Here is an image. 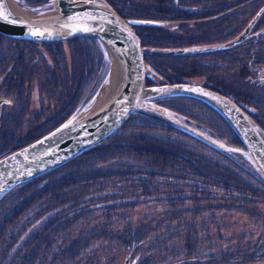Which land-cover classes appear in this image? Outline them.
Segmentation results:
<instances>
[{
    "label": "rangeland",
    "instance_id": "1",
    "mask_svg": "<svg viewBox=\"0 0 264 264\" xmlns=\"http://www.w3.org/2000/svg\"><path fill=\"white\" fill-rule=\"evenodd\" d=\"M14 1L20 8L31 11L34 16H43L47 8H49L46 0ZM161 1H163L164 10L168 9L169 1ZM217 1L221 2V0ZM226 1L231 2L229 0ZM245 1L248 4L247 9L243 10L242 14L244 15L239 16L237 19L238 22L242 23L246 21V16L250 13L252 15L255 14L257 9H259L260 3L254 4L253 0ZM95 2H104L109 6L104 0H95ZM133 2L136 1L132 0V2H128L125 0L126 5ZM195 4H198L196 6L198 8L210 10L212 9L210 6L213 3L212 0H181L179 5L182 6V12L189 13V7H193ZM208 7L210 8L207 9ZM237 16L238 14L234 13L232 20ZM199 19V21H205L208 20V17H204L205 20H202L201 17ZM130 20L135 22L133 18ZM232 20L226 21L227 24L219 23L215 27L212 26L213 22L209 21L210 25H201L198 28L194 27V29H189L190 31L187 34L202 32L206 35L204 38L199 39V43H211L213 40L212 43H215L220 39L218 33L223 32ZM184 24V20L180 18L177 21L165 22L164 25L168 27L170 25L173 26L169 28L173 34L179 35L181 33L185 35L186 32H182ZM176 25L179 27H176ZM180 28L181 32H179ZM22 42L17 39V49L12 50V43L0 40V57L10 56L11 52L9 51H14V54L19 53L18 68H12L13 63L10 61L0 66V98H5L10 102L9 106L0 108V158L28 146L42 135L48 133L49 130L51 131L57 127L59 122L52 124L48 130L43 131L44 133H38L39 137L35 140L24 143V140L35 135L37 128L41 126L45 116L53 113L55 110L58 112V109L64 107L63 109L68 111L64 116L66 119L85 113L89 106L91 107L94 104L93 100L97 96L98 90L104 84V81L107 80L110 72V65L106 55L102 49L97 48L94 40L77 37L65 42L49 43L53 46L51 48H56L49 51L45 49V43L31 42L34 46L29 47L31 50H28L30 55L25 62H22L24 59L21 58L22 53L27 54L23 50L24 45ZM161 50L166 52L164 48H161ZM38 51L44 52L46 56L38 53ZM152 51V49H144L146 55H149V52L151 53ZM41 56H44V58ZM150 58L147 61H151ZM159 60H161L159 61L160 67H164L162 69L154 68L156 76L149 74V72L147 73L145 79L149 83L148 87L174 85L176 83L170 84L161 81L163 79L162 76L166 74L170 78H173L171 73L177 72L183 74L184 69L186 70L184 75L177 80L182 81L186 79V83L179 84L201 86L204 78L201 76L192 78L187 75L188 71H191L192 60ZM217 61L219 64L214 68L209 64L202 65V72L212 71L213 76H215L214 82L217 79L222 84L225 80L237 84L240 79H243L244 74L241 73H243L246 63L238 64L234 58H230L229 56L223 57V59L220 58ZM148 64L150 65V63ZM201 88L211 91L204 87ZM172 102L183 107L182 112L174 111L175 107L172 105ZM157 105L165 109H171L178 121L183 120L220 142H228L223 139V136L227 132L231 133V129L211 108L206 107L213 113L205 117V114L210 112L203 107L205 105L199 104L198 101L171 99L167 101L163 100ZM185 108H190L191 112ZM189 115L197 116L196 118L201 121L200 123L203 127H198L192 120L188 119ZM209 117L212 119V125H210V122L204 121ZM138 119L141 125L149 124V121L143 122L142 120L144 119H141L137 115L134 117L130 116L110 136L86 151V154L78 159L75 164L73 163L70 167L66 166L68 169L62 172H59L60 170L57 169L47 175L39 176L33 182L28 183L30 187L25 186L20 188L7 196L8 198L0 201V240L6 238V234L11 226L10 229L13 228L12 240L14 242L11 246L14 249V253L19 251L15 256L18 259H15V264L24 256V263H26L32 252L34 264H46V262L54 260L59 255L56 252V238L58 235H62L60 238L67 241V243L78 241L79 238L82 239L76 249L71 251V259L69 261L63 263L62 260H56L55 264H121L123 261L122 255L126 251L121 248L116 251L114 245L111 243V241L115 240L119 244L126 245V243H129V245L137 247L135 253L140 251L148 259V263L146 264L185 261L190 257L194 259L200 258L206 262L208 260V264H227L226 256L230 252L232 257H239L244 263L264 264V194L257 188L255 181L247 176L250 173L241 167V165L244 166L240 162L242 160L245 161L244 155H238L236 159H233V154L221 153L212 148H210V150L212 149L210 151L184 142L188 148L195 151L191 154L196 155L197 165L194 167L196 172H200L201 170L211 171L214 167L217 168L214 156L222 161L230 160L228 166L221 165L222 170L219 172L223 180V183L219 187L223 191L218 189L217 195L205 192L208 194V197H213V199L208 198L206 200L204 197H197L181 201L176 196H173V193L182 192L186 194L192 191V188L184 185L182 181L177 179H173L169 183L159 184V181H161L159 177L151 184V195L148 198L142 197L141 191H136L138 196L135 198V201L124 198L122 200L128 199L126 206L118 207L121 200H112L113 198H118L117 191L112 185L114 179L107 175L106 177L100 176L101 186H99V183L96 186V189L100 192L108 193V196L97 199L101 200L103 203L101 206L105 209L97 208V210L91 212L95 207H89L90 203L84 199V193L93 191L95 185L91 181L79 182L78 173L97 170V167H103L107 163L108 166L113 165L116 157L118 159L119 155L118 153L114 154L111 148L108 147L117 143L120 138L128 139V135L134 133L135 130L138 133L133 134V136L130 134L132 137L129 141H143L144 144L141 145L143 147L149 143L154 145V141L148 140L150 138L160 142L164 141V138L158 133L156 135L147 132L152 131L149 128L145 130L148 137H139L141 133L139 129L141 127L134 129L136 126L134 122ZM202 122L207 125L202 124ZM132 129H134L133 132ZM259 132L264 137V131L259 129ZM232 135L234 136V134ZM182 139L183 141H187L184 137ZM148 146L153 147L151 145ZM12 149L14 151L10 152ZM107 154V162H103V160L99 161L101 160V156L103 157ZM125 157L126 155H124V160L128 159ZM80 164L81 167L77 168ZM74 165L76 167L75 170H73ZM253 170L255 169L253 168ZM76 173V179L68 180L70 176ZM231 177H237L240 182L245 184L247 192L241 191L240 196L239 193L233 194L232 192L231 194L230 184L227 183ZM136 178L130 180H134L133 182L136 184L142 183L139 175ZM58 179L62 180L59 186H57L56 182ZM94 180L95 182L98 181L97 179ZM164 181L166 182L167 180L164 179ZM195 183L189 182L188 184ZM123 184L124 192L126 195H129V189L125 186L127 182L123 180ZM42 185H44L43 189H41ZM120 187H118V190ZM261 187L260 184L259 188L261 189ZM54 191L58 194H64L66 199L62 202L61 198L50 197V201H47L49 204L45 205L44 201L46 200L44 196L50 195L49 193ZM38 193L42 194L36 195ZM242 194L246 195L247 200H243ZM244 202L247 203V206L241 205ZM109 204H111L110 207L113 206L114 208L109 209ZM208 205H213L214 207H218V209H210L207 207ZM46 206L50 208L55 207L56 209L42 216V220L40 218L34 220V222L42 221L38 227H25V223L30 222L37 211L39 214L42 208ZM221 206L227 208L224 209ZM20 207L27 208L21 211ZM70 210L72 213L68 214ZM54 214H57V216L62 215L64 218L70 217V221L66 223V227L64 228L65 232L61 234H59V228H55L52 231L54 226L48 224L46 221ZM9 220L12 222V225H8ZM131 228H134L133 233H131ZM33 230L34 232H38V239L35 235L32 237L29 235V233H33ZM2 234L5 236L2 237ZM45 235L49 236V241L46 240L44 244L42 241H44L43 236ZM27 236H30L29 241L25 240ZM6 247L7 243H0V251L3 252L0 253V264H10L11 258L8 257L9 254L7 256L5 254ZM32 248H34V251ZM45 257L47 259H44ZM196 264L206 263L200 261Z\"/></svg>",
    "mask_w": 264,
    "mask_h": 264
},
{
    "label": "water",
    "instance_id": "2",
    "mask_svg": "<svg viewBox=\"0 0 264 264\" xmlns=\"http://www.w3.org/2000/svg\"><path fill=\"white\" fill-rule=\"evenodd\" d=\"M11 3L10 0H0V13L8 16L7 20L0 19L1 35L36 43L65 42L77 37L97 40L107 49L105 51L112 76L116 73L120 82L108 101L96 111L71 117L28 146L0 158V198L13 187L85 153L115 132L129 115L139 110L155 113L184 134L217 151L243 153L179 122L172 113L150 102L164 97L193 98L211 108L240 141L264 180V142L232 102L214 92L187 84L144 86L146 70L138 40L129 26L136 22H125L103 2L96 3L95 0H50L49 8L43 16L33 15L30 19L12 12ZM262 10L250 21L249 27ZM240 38L243 39L242 36ZM240 41L234 40L219 47L170 50L164 55L215 52L235 46Z\"/></svg>",
    "mask_w": 264,
    "mask_h": 264
},
{
    "label": "trees",
    "instance_id": "3",
    "mask_svg": "<svg viewBox=\"0 0 264 264\" xmlns=\"http://www.w3.org/2000/svg\"><path fill=\"white\" fill-rule=\"evenodd\" d=\"M121 18L128 20V21H132L130 19H134L135 20V25L133 26V30L135 31L139 42H140V46L142 49V55H143V60L145 62L150 63V67L152 69L154 68H158V69H162V67L159 65V59H180V60H184V61H188L189 59L192 60L191 63L193 64L191 67V71H188L187 75H189V77L192 78H198L199 76H201L203 79L201 86L207 89H210L220 95L223 94H228L234 98H237V96H243L244 100L247 102V104L249 106H253V101L255 100V96L251 93L250 88L247 87L246 83L244 82V79H240V81L237 84H234L233 82H229V81H224L223 84L218 82V80L215 79V76H213L212 71H208V72H202V65L203 64H209L212 68L216 67L219 63H218V59L223 57H230V58H234L235 62L238 64H244L248 62H251V57L247 56L242 62L241 59L239 58V56H241L238 52L236 51H228V52H223V53H214V54H207V55H201V56H182V57H167L164 55V52H162L161 48H164L166 50V52L170 51V50H179V49H186V48H190L191 46H196V45H200V44H206V45H213L216 43H199V39L201 38H197L196 36L192 34L188 35L187 33H189V29H194L193 27L196 25H202L203 23H205V21H194L191 22L192 19L195 18H200V17H206L209 15V12H217L220 11L218 10V5L220 4L221 7H228L229 5H241L242 8L240 9L241 11L238 12V15L243 16L244 14H242L243 10H246L247 8V3L245 0H234L231 2H217L218 5L214 6V11L213 9L210 10H204L205 8H198L196 7L197 5L195 4L193 7H189V13L187 12H182L180 4L181 0H168L169 1V6L168 9L164 10V6H163V1L161 0H133L136 2L133 3H128L127 5L125 4V0H104ZM128 2H132V0H126ZM257 2H261L262 0H255ZM194 3H199V2H194ZM260 7V6H259ZM208 11V12H207ZM251 14H249L246 19V21H249V16ZM184 20L185 24L182 27V32L185 31L186 34L185 35H177V34H173L170 32V27L173 26H165V22H172V21H177V20ZM190 19V20H189ZM264 19V11L261 13L260 17L257 19V22L260 23L262 20ZM256 22V23H257ZM192 28H191V26ZM136 29V30H135ZM172 31V30H171ZM232 31V28L230 27L229 29L226 28V31L223 33H218V36L220 37V39L229 36L230 32ZM181 32V28L180 31ZM204 35H206L205 33H203ZM215 36V35H214ZM205 36H203L204 38ZM148 48V49H152L153 51L147 56L144 53V49ZM147 51V50H146ZM153 52H157L159 54H154ZM163 53V54H161ZM151 57V58H150ZM150 58L151 61H147V59ZM246 65V64H245ZM166 67V66H165ZM155 70V69H154ZM156 71V70H155ZM185 69H184V73H185ZM183 74H179L177 72H173L171 73V75H173V78H170L169 75H163V81H165L166 83H186V79H183L182 81H179L177 79H179L180 77H182ZM166 78V79H165ZM191 83V82H190ZM215 83V84H214ZM241 83V84H240ZM250 91V92H247ZM238 99V98H237ZM172 105L175 107L173 110L177 111V112H182V110L184 109L181 106H178L177 104H175L174 102H172ZM203 106V105H202ZM206 108V106H203ZM64 108V107H63ZM58 109L54 111V113H51L47 116H45L44 120L42 121V124L39 128H37L35 135H33L32 137L26 139L24 141L28 142L30 140H35L36 138H38L39 136L37 135L38 133L42 134L45 132V130H48L52 124H56L57 122L61 121L62 118H64V116L67 114V110L66 109ZM63 109V110H62ZM187 110L190 111V108H185ZM210 113L207 112V114H205L206 116H210L211 112L208 108H206ZM191 112V111H190ZM139 116L141 117V119L143 122L149 121V124L146 125H141L140 124V120H136L134 122V124L136 125L134 127V129H138V127H141L139 129V131H141L140 136H147L148 135L145 133L146 128L152 129V131H147L149 133H154L157 135V133L164 138V141H156L154 139H148L151 141H154L152 145L151 143L146 144L145 147L141 146L144 144L143 141L137 140V142H133V141H129L131 139V137L133 136V134H137V132L134 131V129H132V132L134 131V133H130L132 134V136L129 134L128 135V139H124V138H120L118 139V142L112 145L115 146H109L108 148H111V150L114 152V154L119 155L118 159L116 157L115 162L113 163V165H109L108 163L103 166V167H97V170H93V171H89V172H84V173H78V181L79 182H92L95 185V189L93 191H89V192H85L84 193V199L88 200V202L90 203L89 207H95L92 211L97 210L98 209H105L102 208L101 205H103V203L101 202V200H97L100 198H104L106 196H108L106 192H100L98 189H96L97 184L99 183V186H101V179L100 176L106 177L107 175H109L110 177H112L114 179V181H112V185L114 187V189L117 191L118 194V198H113L114 199H119L121 200L120 202V206L118 207H124L127 204V200L128 199H132L135 201V198H137L138 194L136 193V191H141L142 192V197L148 198L151 195V184L153 182H155L159 177L161 178V181H159V184H165V183H169L171 180L173 179H177L179 181H182L184 185L189 186L190 188H192V191L183 194L182 192L179 193H173V196H176L179 200H185V199H195V198H206V200L208 198L213 199V197H208V194H206L205 192H209L212 193L214 195H217V190L220 189L223 191V189L221 187H219L222 183L223 180L220 176V171L221 169V165H229L230 164V160L227 161H222L219 160L218 157L216 156H212L213 158H215L216 160V166H218L217 168H213L211 171H205V170H201L200 172H196L194 170V167L197 165V159H196V155H193L191 153H193V151L187 147V145L185 143L191 144V145H195L196 147H200L202 149H207L210 150V148H208L207 146L201 144L200 142L189 138L185 135H183L182 133L178 132L175 128H173L172 126H170L169 124H167L166 122L160 120L157 116H155L152 113H147V112H138L134 115H132V117L134 116ZM197 116H191L189 115L187 118L192 120L193 123H195L196 125H198V127H203L201 125V121H199L197 118ZM210 117L206 120H204L205 122L209 123L210 125H212L211 123ZM202 124L207 125L206 123L202 122ZM130 126H132V124H130ZM205 128V127H204ZM210 128V126H209ZM207 129V127H206ZM44 131V132H43ZM214 131V130H213ZM182 137L186 138L187 141H183ZM228 137V138H227ZM231 137V138H230ZM223 139L228 141L227 144L232 145L234 147L240 146V142L239 140H236L235 137L232 135V133L227 132L225 136H223ZM236 141V145L235 142ZM185 142V143H184ZM175 144V145H174ZM148 145L153 146L152 148L149 147ZM118 152H117V151ZM14 151V149L10 150ZM212 151V149L210 150ZM195 152V151H194ZM190 153V154H189ZM86 154V153H84ZM84 154L79 155L78 158L72 159L69 162L65 163L64 165L50 171L53 172L55 170H60L59 172H62L66 169H68V167L72 166V164L76 163L78 159L82 158V156H84ZM196 154V153H194ZM203 154V153H202ZM124 155H126L125 158H128L126 160H124ZM238 155L233 154L232 158L236 159ZM210 157V156H209ZM101 160L103 162H107L108 160V154L105 156H101L100 157ZM99 158V159H100ZM239 160V159H238ZM240 161V160H239ZM242 162V164L244 166L241 165V167L243 169H245L246 171H248L250 173V175L248 174L247 176L255 181V183L257 184V188L264 194V182L260 179V177L250 169V167L248 166V164L246 162H244L243 160L240 161ZM68 166V167H66ZM81 164L79 167L80 168ZM76 167L74 165L73 170H75ZM48 172V173H50ZM101 172V173H99ZM48 173L44 174L47 175ZM136 173L137 175H139L140 180H142V183L136 184L135 182H133L134 180H130L133 178H136ZM77 178V173L74 174L73 176H70L68 180L71 179H76ZM94 179H97L98 181L95 182ZM137 179V178H136ZM167 180L166 182L164 181ZM123 180L124 182L126 181L127 184L125 185L127 187V189H129V195H126V193L124 192V184H123ZM61 179L56 180L57 182V186L60 185L61 183ZM108 183H111L110 181H107ZM150 184H149V183ZM189 182H196L195 184H191L189 185ZM216 183V184H215ZM228 184H230V188H231V194L233 192V194H237L239 193V196L241 195V191L242 192H247V189L245 188V184H243L242 182L239 181V179L237 177H231L229 178V180L227 181ZM219 184V185H218ZM261 184V189L259 188V185ZM157 185V184H156ZM234 187H232V186ZM28 186L30 187V185L24 184L21 186V188ZM47 186V185H46ZM120 187V189L118 190V187ZM44 185H42L43 189ZM251 187V186H250ZM252 188V187H251ZM250 188V189H251ZM50 189V188H49ZM37 192V191H36ZM40 192V191H39ZM42 193H38L36 195H40ZM50 195L44 196V199L46 201H44L45 205H48L49 203L47 201H50V197L51 198H61V201L63 202L66 198L64 197V194H58L55 191L54 192H50ZM79 198V197H78ZM124 198H128L127 200H122ZM242 198L243 200H247L246 199V195L242 194ZM209 199V200H211ZM60 200V199H59ZM110 201V200H109ZM52 202V201H51ZM111 204L108 205L109 209L114 208L113 206L110 207ZM241 205H246L247 203L244 202ZM211 206V207H210ZM198 207V206H196ZM208 208H214V209H218V207H214L213 205H208ZM222 208L226 209L227 207L221 206ZM27 207H20L21 211H24L23 209H26ZM43 207L41 212L38 214H35V216L32 218V220L30 222L25 223V227L27 228H32V227H38L36 225V222H34V220L40 218V220H42V216H45L48 212H50L51 210L54 211V209H56L55 207ZM79 210V209H78ZM47 211V212H46ZM90 212V211H89ZM88 212V213H89ZM72 213V211L70 210L68 212V214ZM14 217V215H13ZM70 217L64 218L62 215L61 216H57V214L52 215L51 217H49V219H47V223L51 224L54 226V228L52 229V231H54L55 228H59V232L65 231V227H66V223L68 221H70L69 219ZM27 220V219H26ZM39 220V221H40ZM42 222V221H40ZM12 222H10L8 225H12ZM38 223V222H37ZM11 227V226H10ZM9 227V231L6 234V238L4 240H0V243H7V247H6V256L8 255V257H10V264H14L15 263V256L19 253V251H17L16 253H14V249L11 246L14 242L12 240V236H13V228L10 229ZM134 228H131V233H133ZM30 236L35 235L37 238H39L38 236V232H34L33 233H29ZM133 235V234H132ZM5 235L2 234V237H4ZM29 236V237H30ZM134 236V235H133ZM28 237V236H27ZM26 237V241H29V237L27 239ZM44 241L49 239V236L45 235L43 236ZM82 238L78 239V243H80ZM138 242V241H137ZM111 243L114 245V249L117 251L119 250V248H123L122 243H117L116 240L115 241H111ZM4 245V244H3ZM126 246V245H125ZM125 250V249H123ZM34 251V250H33ZM0 253H3L0 251ZM140 254V256H143L141 254V252H138ZM231 253V252H230ZM228 253V256H226V261L228 262L227 264H231L232 263H237L240 264L242 263V260H240L239 257H232V254ZM21 257V256H19ZM18 257V258H19ZM25 256L22 258V260H24ZM47 259V258H44ZM235 259V260H234ZM18 260V259H17ZM56 260L60 261L62 260L63 263L68 261V256L67 254L65 255H58L54 258V260L48 261V264H55ZM203 261L206 264H208V260L207 262L205 260H201L200 258H189L186 259L185 261H174V262H164L162 264H196L197 262ZM244 264H248L247 262Z\"/></svg>",
    "mask_w": 264,
    "mask_h": 264
},
{
    "label": "flooded vegetation",
    "instance_id": "4",
    "mask_svg": "<svg viewBox=\"0 0 264 264\" xmlns=\"http://www.w3.org/2000/svg\"><path fill=\"white\" fill-rule=\"evenodd\" d=\"M229 1H234V0H229ZM217 2H218L217 0H212L213 4L210 7H212L213 11H214L213 7L218 5ZM221 2L226 3L225 0H221ZM253 3L258 4L259 2L253 0ZM196 5H198V4H196ZM259 6L260 7H259V9H257L255 14L252 15L250 13L251 15L249 16V21H244V23H242V22L237 21L238 17L239 16L241 17V15H238L236 18H234L232 20V15L234 13L238 14V12L241 11L240 10L242 8L241 5L234 4V5H229L228 7H221V5L219 4L217 7H218V10H220V11L209 12V15L206 16V17H208V20H205L204 17H201V19L205 20V23H206V24L203 23L202 25H204V26H206L208 24L210 25L211 24L210 22L212 21L213 22L212 26L215 27L219 23L227 24L226 21L232 20V22L228 23V26H226L225 30L223 31V32H225L226 28L229 29L231 27L232 31L230 32L229 36H226L222 39H219L218 41L215 42L216 44H213V45L200 44V45H196V46H191L190 48H186V49H195V48L200 49V48H209V47H219L222 45H226L228 43H232L234 40L235 41L242 40V41L238 42L235 46L229 47L228 49H221L219 51L203 53V54H196V55L189 54V55L190 56H201V55H207V54L236 51L241 55V56H239V58L241 59V62L247 56H249V57L252 56V58L250 59L251 62H248L249 60L247 61L246 65L244 66L243 73H241V74H244V77H243L244 82L246 83L248 88L252 89L250 91L255 96V100L253 101V106H249L247 104V102L243 99L244 98L243 96H237L238 99L234 98L228 94H223L221 96L230 100L247 117H249L251 119V121L253 122V124L257 127L258 131H259V129L261 131H264V19L260 23L257 22V19L260 17L261 13L264 11V9H263L264 8V0L259 3ZM210 7H208L207 9H209ZM260 10H262V12L257 16L253 25L249 27L250 21L260 12ZM197 20H200V19L197 17L195 19H192L191 22H194ZM234 20H236V21L233 22ZM199 26H201V25H196L194 27L198 28ZM176 27H179V26L176 25ZM248 27H249V29L246 30ZM191 28H192V26H191ZM223 32H221V33H223ZM179 35H182V34L180 33ZM193 35L196 36L197 38H203V36H205L202 32H200L198 34L193 33ZM241 36L243 37V39L240 38ZM237 38H239V39H237ZM0 40L9 41L10 43H12L11 49L12 50L17 49V46H16L17 40L5 37L1 34H0ZM94 41L97 44V48L103 49L101 47L99 41H97V40H94ZM22 43L24 45L23 50H25V52L27 53V54H24V53L21 54V58L24 59V60H22V62H25L30 55L29 51H31V50L29 47L34 46V45L31 42H24L23 41ZM44 47L48 51L56 49V48H51L53 46L50 44H45ZM9 52H11L10 56L8 55L6 57L5 56L0 57V66H2L3 63H7L8 61H10L13 63L12 68H14V67L18 68L19 53L14 54L13 53L14 51L13 52L9 51ZM38 53L46 56V54L44 52L38 51ZM44 56H41V57L44 58ZM192 83H194V82H192ZM250 91H247V92H250ZM0 100H1L0 108L3 106L7 107L10 105V102H8V100L5 98H0ZM161 101H163V100L157 101V104H159V102H161ZM35 126H38V125H35ZM234 142L236 145V141H234ZM37 222H36L37 223L36 225L38 226L40 224V221H37ZM63 232H65V231L61 230V232H59V234H61ZM61 236L62 235H58L56 238L57 239L56 240V243H57V247H56L57 251L56 252L59 255L67 254L68 261H69L71 259L70 258L71 251L75 250L79 243H78V241H72L70 243H67V241L60 238ZM29 240H30V238H29ZM48 241H49V239H48ZM44 244H45V242H44ZM122 246H123L122 249H125L124 251H126V253H124L122 255L123 261L121 264H124V261H126V264H146V263H148V259H146L144 256H140V254L138 252L135 253V250L137 249V247L131 246V245H129V243H126V246L122 244ZM32 249L34 250V248H32ZM33 258L34 257H33V252H32L29 255L26 263H24V260H22V258H21L17 264H34ZM16 260H17V258H16ZM78 262H80V261H78ZM15 263H16V261H15ZM46 264H48V263L46 262ZM60 264H63V263H60ZM231 264H233V263H231ZM240 264H244V262H242Z\"/></svg>",
    "mask_w": 264,
    "mask_h": 264
},
{
    "label": "bare ground",
    "instance_id": "5",
    "mask_svg": "<svg viewBox=\"0 0 264 264\" xmlns=\"http://www.w3.org/2000/svg\"><path fill=\"white\" fill-rule=\"evenodd\" d=\"M10 7H11L12 12L20 15L24 19H30V17H33V13L31 11L21 9L20 7L15 5L13 2L11 3ZM100 45L103 49H105L103 44L100 43ZM105 50H107V49H105ZM106 56H108V54ZM119 82H120V77L116 73H113V76H112V70H110V76H108L107 80L104 81V84L102 85L100 90H98L97 96L93 100L94 104L91 107L89 106V108L85 112L96 111L97 109H99L101 107V105L105 104L108 101V99L112 96V94L114 93L116 85H118ZM156 87H159V86H156ZM159 100H163V98L153 99L150 102L157 103V101H159ZM123 122H124V120H123ZM223 144L227 147L232 148V149L241 150L243 152L242 154H244V153L248 154L243 149V146L241 145V143H240V146H237V147H234V146L229 145L227 143H223ZM48 152H50V150H48ZM230 154L241 155L238 153H230Z\"/></svg>",
    "mask_w": 264,
    "mask_h": 264
},
{
    "label": "snow or ice",
    "instance_id": "6",
    "mask_svg": "<svg viewBox=\"0 0 264 264\" xmlns=\"http://www.w3.org/2000/svg\"><path fill=\"white\" fill-rule=\"evenodd\" d=\"M0 19L7 20L8 16L4 13H0ZM33 35H42V33H33Z\"/></svg>",
    "mask_w": 264,
    "mask_h": 264
}]
</instances>
